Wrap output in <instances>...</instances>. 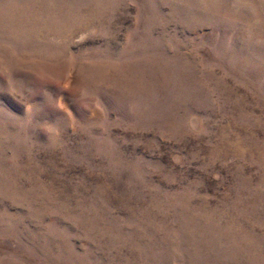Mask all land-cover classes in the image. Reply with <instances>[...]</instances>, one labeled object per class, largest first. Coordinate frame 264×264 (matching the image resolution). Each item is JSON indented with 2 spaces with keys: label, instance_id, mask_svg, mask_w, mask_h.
Segmentation results:
<instances>
[{
  "label": "rangeland",
  "instance_id": "374dc122",
  "mask_svg": "<svg viewBox=\"0 0 264 264\" xmlns=\"http://www.w3.org/2000/svg\"><path fill=\"white\" fill-rule=\"evenodd\" d=\"M0 264H264V0H0Z\"/></svg>",
  "mask_w": 264,
  "mask_h": 264
}]
</instances>
